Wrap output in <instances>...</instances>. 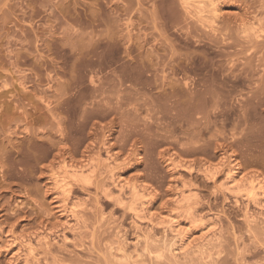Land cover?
Returning a JSON list of instances; mask_svg holds the SVG:
<instances>
[{"label":"rangeland","instance_id":"rangeland-1","mask_svg":"<svg viewBox=\"0 0 264 264\" xmlns=\"http://www.w3.org/2000/svg\"><path fill=\"white\" fill-rule=\"evenodd\" d=\"M182 1L0 0V264H264V216L238 188L264 186V0H219L213 20ZM69 166L85 172L63 195ZM109 168L139 199L103 196ZM39 234L25 262L11 240Z\"/></svg>","mask_w":264,"mask_h":264},{"label":"bare ground","instance_id":"bare-ground-1","mask_svg":"<svg viewBox=\"0 0 264 264\" xmlns=\"http://www.w3.org/2000/svg\"><path fill=\"white\" fill-rule=\"evenodd\" d=\"M191 1H192V3H194V5L196 6V8H194L195 10H199V11H202L203 13H204V11H205V9H207V14L209 13L210 14V17H208L209 19L210 18H212L211 20H213L215 17V19H217V16H218V14H219V10L220 11H222L220 8H219V6H218V3H219V0H183L182 2H184L186 5L187 4H190L191 5ZM190 2V3H189ZM185 5V6H186ZM188 7V6H187ZM190 7V6H189ZM198 12V11H197ZM205 13H206V11H205ZM204 13V14H205ZM208 14V15H209ZM199 15V14H198ZM206 15V14H205ZM201 16V15H200ZM207 16V15H206ZM203 18H205V17H203ZM207 18V17H206ZM207 22H208V20H207ZM214 22V21H213ZM254 22H257V21H254ZM208 24H209V22H208ZM211 24V23H210ZM250 24H252L253 25V23L251 22ZM248 25V24H247ZM251 25V26H252ZM255 25H257L256 23H255ZM250 26V25H249ZM258 26V25H257ZM249 28V27H248ZM254 28V27H253ZM252 27H251V29H253ZM257 28V27H256ZM251 29H249V31H251ZM257 30V29H256ZM259 31V30H258ZM255 33H256V31H254ZM253 33V32H252ZM254 33V34H255ZM257 34V33H256ZM259 34V33H258ZM257 34V35H258ZM256 35V36H257ZM254 36V35H253ZM110 155V154H109ZM107 158H109V157H107ZM106 160V159H105ZM100 161H102V159L100 160ZM107 161V160H106ZM116 161V160H115ZM103 162H105V161H103ZM110 162V161H109ZM108 162V163H109ZM112 162V161H111ZM91 163V162H90ZM90 163H88V164H90ZM107 163V164H108ZM99 164V163H98ZM93 165H95V164H93ZM97 165V164H96ZM106 165V164H105ZM109 165V164H108ZM107 165V166H108ZM86 167V166H85ZM94 167V166H93ZM92 167V168H93ZM99 167V166H98ZM100 167H101V165H100ZM105 167V166H104ZM109 167V166H108ZM107 167V168H108ZM82 168H84L83 166H82ZM82 168H81V166H80V168H75V167H71V166H69V168H65L64 167V169H63V171H61L62 173L57 177V179H55V184L54 185H56L55 187L58 189V192L59 193H61V194H65V192L66 191H68L66 188H65V185H67L66 184V179L68 178V177H71V178H73L74 176H77L76 174H78L79 173V175H81V172L83 171L82 170ZM87 168H89V167H87ZM86 168V169H87ZM92 168H90V170H88V171H92L91 169ZM112 168V167H111ZM111 168H109L108 170V172H105V173H107L108 174V176L106 177L107 179L109 178V180H111V182H101L102 184H101V186L99 187V190L101 191V192H103V196L105 195L106 196V198L107 197H114V198H116V200H118L119 202H123L124 201V199L127 197L128 198V196L132 199H137L138 198V195L140 194V192H142V188L141 189H139V188H137V186L135 187V186H133V184H129L128 182V184L126 183V182H123V181H121L120 179H118L117 178V176L115 177V175H114V173L112 172L113 171V169L111 170ZM113 168H114V166H113ZM101 169V168H100ZM85 170V169H84ZM229 170V169H228ZM208 171V170H207ZM216 171V170H215ZM85 172V171H84ZM84 172H82V173H84ZM204 172H205V170H204ZM212 172V171H211ZM210 172V173H211ZM226 172H228L227 173V175H226V179H228V183H234V180H235V169L234 168H232V169H230L229 171H226ZM207 174V173H206ZM213 174V173H212ZM237 174V173H236ZM100 176V175H99ZM213 176V175H212ZM212 176H210V177H212ZM215 176V175H214ZM239 176V175H238ZM105 178V177H104ZM213 178V177H212ZM106 179V180H107ZM254 179V178H253ZM257 179V178H256ZM238 180H240V186L238 185V184H236V185H238L239 187V189L240 188H242V191H244V193H245V195H246V199H248V202L245 204V206H244V211H245V218L247 217V218H250V219H254L255 218V220H256V216L258 217V216H264V205H263V202H264V186H262V185H257V184H253L251 181H246L245 179H244V176L243 177H241L240 179H238ZM105 181V180H104ZM252 181H254V180H252ZM260 181V180H259ZM69 182V181H68ZM236 183V182H235ZM70 184V183H69ZM68 184V185H69ZM264 184V183H263ZM224 186V185H223ZM232 186H235L234 184L232 185ZM232 186H230L231 188H233ZM68 187H70V186H68ZM229 187V188H230ZM235 187H237V186H235ZM70 189V188H69ZM98 190V189H97ZM139 190H141V191H139ZM228 190V189H227ZM182 191V190H181ZM180 191V192H181ZM235 191V190H234ZM192 192V191H191ZM69 193V192H68ZM190 193V192H189ZM102 194V193H101ZM181 194V196L179 195V197L177 198L176 197V203H178V205H177V207L179 206V204H181V206H182V204H184L185 202L184 201H186V200H188V199H186L189 195H187V197L185 198V197H183L184 195H186L185 193H184V195L182 194V192L180 193ZM62 195V196H63ZM66 195V194H65ZM141 195V194H140ZM142 195H143V193H142ZM192 195V194H191ZM190 195V196H191ZM60 196V195H59ZM189 196V197H190ZM68 197V196H67ZM112 197V198H113ZM130 198H128L129 200H130ZM191 198V197H190ZM64 199H65V197H64ZM67 199V198H66ZM110 199V198H109ZM139 199V198H138ZM62 200V199H61ZM73 200V199H72ZM77 200V199H76ZM127 200V199H126ZM65 201V200H64ZM133 201V200H132ZM189 201V200H188ZM188 201H186V202H188ZM71 202V201H70ZM76 202V201H75ZM84 202V201H83ZM82 202V203H83ZM129 202V201H128ZM142 202V201H141ZM140 202V203H141ZM182 202H184V203H182ZM237 202H238V200H237ZM64 204H65V202H63ZM68 203V202H67ZM73 203V202H72ZM137 203V202H136ZM136 203L134 204V206L131 204V206H133V207H131V210H132V215H133V225H136V226H139V223L140 222H143L144 221V219H146L145 217H144V214L145 213H142L143 212V209H141L142 208V206H137L136 205ZM74 204V203H73ZM73 204H72V206H73ZM138 204V203H137ZM188 204V203H187ZM249 204H251L252 206H254L255 208H256V211H252V210H250V208H249ZM76 205V204H75ZM79 205H81V204H79ZM84 205V204H83ZM136 205V206H135ZM141 205V204H140ZM185 205V204H184ZM59 206V205H58ZM63 206V205H62ZM72 206H69L68 205V207H70L67 211L69 212V215H70V217L69 218H67V215L65 214V208H61L60 209V211H61V213L62 214H65V222L63 223L64 224V231H65V229L68 231H71V232H76V230H79V232H80V226H79V223H81L82 221L80 220V218H81V216H79L80 214H79V212H78V210H79V208L78 207H72ZM77 206H78V204H77ZM82 206V205H81ZM88 206V205H87ZM180 206V207H181ZM60 207V206H59ZM179 207V209H182L183 210V208L181 207L180 208ZM186 207H187V205H186ZM190 207V206H189ZM67 208V207H66ZM76 208H78V210L76 209ZM85 208V207H84ZM130 208V207H129ZM140 208V209H139ZM144 208V207H143ZM83 209V208H82ZM178 209V208H177ZM189 210H191V209H189ZM184 211V210H183ZM188 211V210H187ZM82 212V211H81ZM194 213H195V211H194ZM191 214H193V213H191ZM196 215V214H195ZM198 215V214H197ZM148 216V215H147ZM151 217V216H150ZM84 218V217H83ZM171 218V217H170ZM207 218V217H206ZM208 218H210V217H208ZM259 218V217H258ZM85 220V219H84ZM164 220V219H163ZM146 221V220H145ZM192 221V220H191ZM249 221V220H248ZM253 221V220H252ZM147 222L151 225V224H155V223H153V220H152V218H149L148 217V219H147ZM179 222V221H178ZM190 222V221H189ZM254 222V221H253ZM160 223H162V224H164L165 226V228H167L174 236H176V237H178V241H179V244H178V246H177V248L175 249V248H173V249H170L171 251V254H172V252H174L173 254H183V253H188V252H186L185 250H191V249H189L190 248V246H189V248L188 249H186L187 247H188V245L189 244H191L192 243V241H188V242H186V240L188 239L187 237H186V232H184V229L183 228H181L180 226H179V224L175 221H171V220H165V221H161ZM83 224H84V222H83ZM191 224H192V222H191ZM81 225V224H80ZM190 225V224H189ZM83 226V225H82ZM207 226V225H206ZM214 227H215V225H214ZM84 227H82V229H83ZM87 228V227H86ZM138 228V227H137ZM216 228V227H215ZM63 229V228H62ZM141 229V228H140ZM189 229V228H188ZM210 229V228H209ZM218 229H220V228H218ZM86 231H87V229H85ZM185 230H186V228H185ZM200 230V229H199ZM204 230V229H203ZM208 230V229H207ZM82 231V230H81ZM140 231V230H139ZM206 231V230H205ZM215 232V231H214ZM214 232L212 233L213 235H214ZM219 232V231H218ZM221 232V231H220ZM63 233H65V232H63ZM141 233V238L142 239H144L145 240V242H148L149 240L150 241H152V239L151 238H149V235H147L148 234V231H146V229L145 230H143L142 229V231L140 232ZM216 233V232H215ZM210 234V233H209ZM208 234V235H209ZM217 234H219V233H217ZM38 235V234H37ZM39 235H41V234H39ZM64 235V234H63ZM207 235V234H206ZM221 235V234H220ZM219 235V236H220ZM138 236V235H137ZM188 236V235H187ZM202 236H205V235H202ZM218 236V235H217ZM218 236V238H220ZM140 237V236H139ZM210 237V236H209ZM25 238H27V237H25ZM138 238V237H137ZM208 238V237H207ZM214 238V237H213ZM11 239V238H10ZM24 239V238H23ZM48 239H49V237L46 235V234H43V235H41V237L39 238H37L36 239V236H35V239L33 240V239H31V237L30 238H27L26 240L24 239L23 241L21 240V241H19L17 238H16V240H18V241H16L15 239L14 240H11V245H15V247H16V249H17V251L19 250V251H21L22 253H23V257H24V261L26 260H29L30 258V256L31 255H34V253H35V251H36V249H34V244H33V242H35V243H37V244H39V245H47L48 244ZM50 239H52L53 240V238H50ZM55 239V238H54ZM63 239H65V237L63 236ZM149 239V240H148ZM205 239L206 238H203L202 240L203 241H205ZM210 239L212 240V238L210 237ZM209 238L208 239H206V241L202 244V245H207V243H209V241L210 242H212L211 240H210ZM194 240V239H193ZM149 241V242H150ZM214 241V240H213ZM144 242V243H145ZM153 242V241H152ZM220 242V241H219ZM194 243V242H193ZM212 243H214V242H212ZM218 243V242H217ZM37 244H35V245H37ZM146 244H148V243H146ZM197 244V243H196ZM195 244V245H196ZM219 244V243H218ZM161 245V244H160ZM164 245V246H163ZM194 245V244H193ZM192 245V246H193ZM194 245V246H195ZM214 245H215V243H214ZM34 246V247H33ZM49 246V245H48ZM162 246L164 247V251H165V247H166V245L165 244H162ZM191 246V247H192ZM38 247V246H37ZM40 247V246H39ZM47 247V246H46ZM156 247H157V245H156ZM160 247V246H159ZM163 247H162V249H163ZM198 247V246H197ZM196 247V248H197ZM206 247H208V246H206ZM211 247H212V245H211ZM214 247V246H213ZM161 248V247H160ZM169 248H171V247H169ZM194 248V247H193ZM198 248H200V247H198ZM48 249V248H47ZM145 249V248H144ZM162 249H159V250H162ZM35 250V251H34ZM38 250V249H37ZM118 250H120V248H118ZM148 250V249H147ZM199 249H196L195 251L197 252ZM200 250H201V248H200ZM50 251H52V250H50ZM121 251V250H120ZM158 251V250H157ZM167 251V250H166ZM169 251V250H168ZM193 251V250H192ZM203 250H201V252H202ZM207 251H208V249H207ZM207 251H206V253H207ZM159 252V251H158ZM51 253V252H50ZM164 253V256H165V252H163ZM189 253H190V251H189ZM192 253V252H191ZM19 254V253H18ZM172 254V255H173ZM52 255V254H51ZM160 255V254H159ZM170 255V254H169ZM209 255V254H208ZM35 256V255H34ZM33 256V257H34ZM171 256V255H170ZM174 256V255H173ZM176 256V255H175ZM32 258V257H31ZM126 258V257H125ZM33 259V258H32ZM177 259V258H176ZM174 260V259H173ZM25 261V262H26ZM32 261V260H31ZM30 263V262H29ZM32 264V263H31Z\"/></svg>","mask_w":264,"mask_h":264}]
</instances>
